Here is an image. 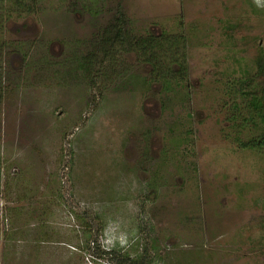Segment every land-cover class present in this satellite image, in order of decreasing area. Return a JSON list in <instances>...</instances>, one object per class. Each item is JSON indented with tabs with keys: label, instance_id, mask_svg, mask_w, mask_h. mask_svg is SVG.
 Wrapping results in <instances>:
<instances>
[{
	"label": "rangeland",
	"instance_id": "374dc122",
	"mask_svg": "<svg viewBox=\"0 0 264 264\" xmlns=\"http://www.w3.org/2000/svg\"><path fill=\"white\" fill-rule=\"evenodd\" d=\"M34 8L0 31V264H113L94 241L146 247L150 264H264V148L238 141L261 131L228 120L232 83L264 49V0ZM117 13L184 37L181 92L136 51L99 61L94 36Z\"/></svg>",
	"mask_w": 264,
	"mask_h": 264
},
{
	"label": "trees",
	"instance_id": "16d2710c",
	"mask_svg": "<svg viewBox=\"0 0 264 264\" xmlns=\"http://www.w3.org/2000/svg\"><path fill=\"white\" fill-rule=\"evenodd\" d=\"M34 6L35 0H0V31L14 18H21L34 12ZM129 22L124 14L117 13L96 37L94 36L96 47L98 45L99 50L102 51L99 61L111 59L110 55H114L117 50L136 51L137 58L149 66L150 81L159 83L166 93H172L174 89L181 92L182 82L187 76V65L182 49L184 45L181 40L184 37L178 34H166L164 31L136 32L129 26ZM228 28L234 30L235 26L229 24ZM97 51L94 55L88 54L84 60V70L87 72L93 66L92 62ZM253 66L252 71L245 70L244 74L232 83L234 92L239 94L242 107L240 108V103L233 101L232 112L234 111L238 116L233 113L228 120L235 121L238 118L242 126L251 124L259 127L261 132L258 135L246 141H238L244 147L264 148V49L259 43ZM240 109L245 112L242 113ZM94 252L113 264H150L152 260L146 247L141 253L131 256L114 248L100 249L94 241Z\"/></svg>",
	"mask_w": 264,
	"mask_h": 264
},
{
	"label": "flooded vegetation",
	"instance_id": "af4514ba",
	"mask_svg": "<svg viewBox=\"0 0 264 264\" xmlns=\"http://www.w3.org/2000/svg\"><path fill=\"white\" fill-rule=\"evenodd\" d=\"M234 87V86H233ZM239 95V94H238ZM239 97V96H238Z\"/></svg>",
	"mask_w": 264,
	"mask_h": 264
}]
</instances>
